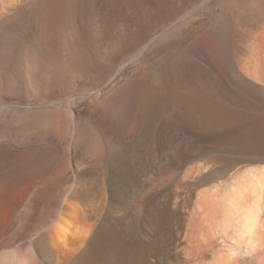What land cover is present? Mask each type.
Segmentation results:
<instances>
[{"label": "rangeland", "instance_id": "obj_1", "mask_svg": "<svg viewBox=\"0 0 264 264\" xmlns=\"http://www.w3.org/2000/svg\"><path fill=\"white\" fill-rule=\"evenodd\" d=\"M205 1L80 0L85 14L95 13L92 20L102 34L97 52L92 47L81 51L69 82L51 62L45 69L46 83L31 91L28 74L34 65L27 62L25 69L20 67L24 80L16 72L14 84L0 86V105L5 106L0 110L12 105L9 111H28L33 117L60 108L69 112L68 123L31 132L39 134L30 133L14 155L0 158V195L14 204L11 217L23 202L34 201L25 221L34 223L37 232L39 221L45 220L49 243L57 245L54 253L63 264L195 263L194 257L200 260L203 254L190 251L188 226L202 190L199 175L210 167L224 169L215 182L224 185L239 173L264 170V0H220L213 12L191 11ZM46 2L44 10L52 12L58 0ZM7 23L0 25V37ZM198 54L205 55L207 64ZM127 61L136 66L130 79L102 104L90 100ZM68 62L62 63L65 68ZM209 67L217 74H210ZM80 115L88 134L75 151ZM78 161L85 167H77ZM192 165L209 168L185 177ZM77 191L81 195L75 197ZM74 199L83 210L70 206ZM69 209L73 223L64 224L68 231L61 230L72 235L60 244L58 226L68 219ZM22 220L21 214L14 230L21 228ZM246 233L243 246L253 235ZM203 258L201 264H211V253Z\"/></svg>", "mask_w": 264, "mask_h": 264}, {"label": "bare ground", "instance_id": "obj_2", "mask_svg": "<svg viewBox=\"0 0 264 264\" xmlns=\"http://www.w3.org/2000/svg\"><path fill=\"white\" fill-rule=\"evenodd\" d=\"M218 1L220 0H206L201 6H198L191 11L196 12L197 10L205 9L206 12L207 11L213 12L216 9V7H218ZM81 2L80 0H58V3L56 4L57 6H55L54 10L50 12V10L49 11L44 10V8H48L46 0H0V25L6 22L10 23V25L7 27L5 32L0 37V86L2 85L6 86L12 83V80L14 79V73L17 72L21 74L20 67L24 65L23 68L25 69V65H27V62L28 64L34 65V70L32 69L33 71H31L30 73L26 72V75L27 73H29L28 75H30L28 77L30 81L29 83L32 87L31 91H35L33 89L35 88L37 84H39L40 82L42 83L46 81L44 80L46 79L45 77L47 75V72L45 74V69H47V67L49 66V63L51 62H55L58 64L59 66L58 68L60 71L59 75H61V79L64 78L63 80H66L67 82H69V78H70L69 71L71 70L70 72L71 75L74 73V71L72 70H75L76 68L75 65H76V62L78 61V56L81 55V51L86 47L89 49L90 47H92L94 49V52L95 51L97 52L96 48L98 47L97 46L98 40L102 38L101 32L98 34V31L100 30L98 28L96 21L94 22V20H92L95 13L94 14L91 13L89 14V16L85 14L86 12L84 11L83 8H81ZM82 3H86V2H82ZM90 4H93V3H90ZM39 13L40 15L36 16ZM35 16L37 18H35ZM78 16L81 20V25L83 26V32H81L80 30L81 28V25H79L80 23L78 24ZM137 55H141V54L139 53ZM198 56L200 57L201 62H204L207 64L208 61L206 62L207 59L206 60L204 59V56H205L204 54H198ZM164 58L166 59V57ZM171 58H173V56H171ZM63 59H64L63 61L64 64L69 60L68 64L65 65L67 70L63 66L64 64H62ZM168 59L169 58H167V60ZM174 59L173 61H175ZM51 66H52V69H54L55 65L53 66V63ZM129 66H130V69L127 70ZM135 68L136 66L134 65V63L132 66L129 63L125 67H122L121 69L117 70L116 73L112 72L113 73L111 75L112 77L109 78L108 81L103 84L101 89H99L98 94L97 95L95 94V97L93 98L90 97V100L93 99L94 102L97 101V103L99 102L102 104L104 102L103 101L104 98L106 99L107 96L112 95L113 93L118 91L127 81V79L128 78L130 79V76L135 73ZM208 70L210 74H217L210 67L208 68ZM23 73L24 72H22V74ZM249 73H252V70ZM22 74L21 76L23 77L25 73L24 75ZM257 77L258 76H255V78ZM24 78L25 77H23V80ZM221 80L222 79H219L218 77L217 82H220L221 84L222 82ZM260 80H263V79H260ZM64 85L63 87L65 89L66 85L65 86ZM221 85H222L221 87H223V84ZM12 88L13 87H11L10 90H12ZM67 88L65 90H67ZM13 89H15V87ZM36 90L38 89L36 88ZM68 91L69 90H67V94L70 93V92L68 93ZM67 94L66 96H68ZM85 94H82V95L84 96ZM78 99L80 98L78 97ZM90 100H89V103H92L93 101L90 102ZM89 103H86L87 104L86 107L88 106ZM69 106H72V104ZM4 107L5 106L3 105V108ZM11 107L13 106L11 105ZM9 108L8 110L6 109L2 110V108H1L2 111L0 110V158L4 154H7L9 156L14 155L15 150L17 149L18 151V147H22L25 144V140L27 139L26 137L29 136L31 132H35L36 130L41 129V128L42 129L46 128V130L47 129L49 130L48 127H52V126H54L55 129H58L62 125L61 124L62 121L64 123L65 122L68 123L69 121V120L65 121V118L68 116L67 114H65V111L68 112L65 108H64L65 110H61L60 108L59 111H56L55 108L53 107V110H55L56 112L46 113L43 111L44 113H40V114L38 113L39 116L35 115L36 117H33L34 115L32 116L31 115L32 113L28 115V113H30L28 111H27L28 113L26 112L27 115L26 113H24L25 115H23V113L17 114V111L15 113L14 110L9 111L10 110ZM66 108L70 109V107H66ZM84 108L85 106H83V108L80 107L79 111ZM78 117H79L78 121L82 119L81 115ZM69 118L70 116L66 119H69ZM83 119H85V117ZM87 121L89 122V120ZM224 121H225V118H224ZM231 121L229 125L232 123ZM77 123H80V122H77ZM83 123L84 121L81 120L80 126L78 125L79 127H78L77 135H76L78 139L77 140L75 139L77 143L75 142L76 146L74 145L75 151L79 146H81L82 142L83 143L85 142V136L86 134H88V131L86 130L87 129L86 122L84 124ZM226 124H228V122L224 123L223 125H226ZM50 131L52 132L51 128H50ZM66 132H68V130ZM36 134H39V133H35V135ZM31 135H33V133H31ZM233 139H235V136ZM204 164L206 165L207 163H204ZM78 166L80 169L85 167L83 163L80 161L77 162V167ZM202 167L204 168H201V166L198 168L197 165H192V167H190V169L186 172L185 177H187V175H190L191 173L195 171H197L198 174L201 172L203 174V169L206 170L207 166L206 167L202 166ZM210 169H208L209 171L208 170L205 171V172L208 171L206 174L205 173L203 175L200 174L199 180L197 181V186L199 188H202V190H200L197 193L196 201L193 203L192 213L190 214V217H189L190 220H189L188 227H189L190 232L188 233L189 234L188 236L190 239L189 240V243L191 244L190 246L192 247L190 248V251L191 249H193L195 253L197 252L198 254H201V255L203 254L202 255L203 257L204 255L211 253V256H212L211 264H264V170L261 169V170H255V171L242 172V173L237 174L231 183L224 184V185H217V183L215 182L224 176V173H225L224 169L218 170V171H216L215 169H212V170ZM87 176H84V178H86ZM210 185H212V187L215 185V187L210 188ZM205 187L207 189H204ZM208 188L210 189L208 190ZM212 189H214L216 192H214V190ZM73 195L77 197L78 195H81V193L77 191V193ZM71 201H73L70 204L72 208L74 206L78 209L81 208L79 207L80 206L79 204H82V203H79L80 201L78 202L79 204L75 203L77 199H74ZM261 201H263V203ZM34 204L35 202L32 201L31 199L23 202L20 209L15 213V215L11 217L10 211L13 209L12 205L14 204L9 203L7 198L1 197L0 195V227L5 226V225L9 226V229H7L6 231H3L0 229V264H63L64 261L62 260V257L60 256L56 257L54 253L55 251L58 252L57 249H55V248H58L57 245H55V247L53 248L49 243L50 233H48L47 229H45L46 223L43 222L45 220L41 218L42 221L40 220L41 222L39 221V225H38V228H41V229L40 231L38 230L37 232L35 231V228L32 229V227H34V223H28L25 221V219L27 220V218L30 217L32 213V207L34 206ZM76 204H78V206ZM81 210H83V208H81ZM72 212L70 210L69 212H67V214L68 213L70 214ZM77 212L74 211L75 214H77ZM21 214L23 217V220L20 222L21 228L18 227L19 230L18 229L14 230L18 217L19 216L21 217ZM71 216L72 214L69 215L66 221L62 220V222H60V225L58 226V230L60 231L58 232L60 244L63 240H65L66 238H69L72 235L71 232H67V233L63 232V230L69 227V226L67 227L65 226L66 228H63L64 224H67L69 222L68 224L72 225L73 222H70L69 220L72 218ZM246 231L252 232L251 235L252 234L253 235L250 236L252 238L250 239L249 243H246L243 246L244 241L247 240V239L246 240L244 239L243 241L242 239L248 233V232L246 233ZM241 240L243 242H241ZM193 251H191L192 254H193ZM83 254H86V252ZM190 254L191 253L188 254L189 257H191ZM229 255L231 257H229ZM55 257H56V263H55ZM203 257L202 259L197 260L195 256L194 257L195 259L193 260H196V262L195 263L192 262L191 264H201L202 260L205 259ZM131 258H132V255H131ZM191 258H193V256ZM193 260L191 259V261ZM90 263H92V261H90Z\"/></svg>", "mask_w": 264, "mask_h": 264}]
</instances>
